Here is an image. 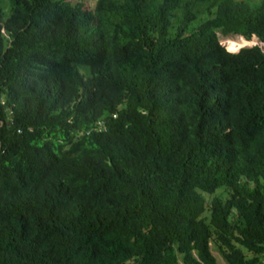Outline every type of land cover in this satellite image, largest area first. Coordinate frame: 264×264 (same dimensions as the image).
Wrapping results in <instances>:
<instances>
[{"label":"trees","instance_id":"16d2710c","mask_svg":"<svg viewBox=\"0 0 264 264\" xmlns=\"http://www.w3.org/2000/svg\"><path fill=\"white\" fill-rule=\"evenodd\" d=\"M218 31L264 0H0V264H263L264 49Z\"/></svg>","mask_w":264,"mask_h":264},{"label":"rangeland","instance_id":"374dc122","mask_svg":"<svg viewBox=\"0 0 264 264\" xmlns=\"http://www.w3.org/2000/svg\"><path fill=\"white\" fill-rule=\"evenodd\" d=\"M75 3H81V5L83 7H92L94 5V2L95 0H73ZM218 34V37H219V40L221 43H223L225 46L228 45H232L234 47L233 44H231V42H229V39L230 38H236V36H239L237 33H228V34H223L221 31H218L217 32ZM252 38V37H251ZM262 44V46L264 47V42L259 40V38H255L251 43L250 45L252 44ZM249 44V43H248ZM228 48V47H227ZM229 49V48H228ZM234 49H237L234 47ZM231 50V49H230ZM234 51V50H232ZM79 67H82L80 66V64L78 65ZM218 195L220 196L222 199L226 198L227 196V193L226 191L222 188V187H219L216 189L215 192L213 193H204V196L206 198V200L209 202L211 200V198L214 196V195ZM244 251L247 253V255H250L251 253L249 251H247L246 249H244ZM218 263L219 264H227L224 257L221 256V254L218 255ZM263 264H264V261H263Z\"/></svg>","mask_w":264,"mask_h":264},{"label":"bare ground","instance_id":"6f19581e","mask_svg":"<svg viewBox=\"0 0 264 264\" xmlns=\"http://www.w3.org/2000/svg\"><path fill=\"white\" fill-rule=\"evenodd\" d=\"M229 42H231V44H233L234 46H236L238 48L241 45H244L247 43L250 44L252 41L246 40L245 38H242L241 35H239V36H236V38H230ZM234 50H236V49H234Z\"/></svg>","mask_w":264,"mask_h":264},{"label":"water","instance_id":"95a60500","mask_svg":"<svg viewBox=\"0 0 264 264\" xmlns=\"http://www.w3.org/2000/svg\"><path fill=\"white\" fill-rule=\"evenodd\" d=\"M238 34V33H237ZM238 35H241V34H238ZM264 42V41H263ZM246 45H250V44H244V45H241V46H239L236 50H238L239 48H241L242 46H246ZM261 46H262V44H260ZM263 47V46H262ZM263 49H264V47H263ZM230 50V49H229Z\"/></svg>","mask_w":264,"mask_h":264}]
</instances>
